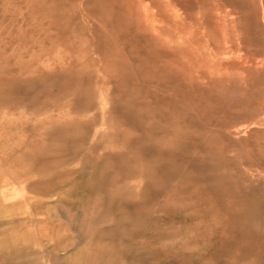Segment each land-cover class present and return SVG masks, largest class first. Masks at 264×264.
<instances>
[{
	"label": "rangeland",
	"instance_id": "obj_1",
	"mask_svg": "<svg viewBox=\"0 0 264 264\" xmlns=\"http://www.w3.org/2000/svg\"><path fill=\"white\" fill-rule=\"evenodd\" d=\"M0 264H264V0H0Z\"/></svg>",
	"mask_w": 264,
	"mask_h": 264
}]
</instances>
